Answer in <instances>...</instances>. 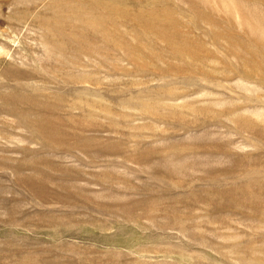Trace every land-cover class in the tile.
Returning a JSON list of instances; mask_svg holds the SVG:
<instances>
[{
  "label": "rangeland",
  "instance_id": "374dc122",
  "mask_svg": "<svg viewBox=\"0 0 264 264\" xmlns=\"http://www.w3.org/2000/svg\"><path fill=\"white\" fill-rule=\"evenodd\" d=\"M0 264H264V0H0Z\"/></svg>",
  "mask_w": 264,
  "mask_h": 264
}]
</instances>
